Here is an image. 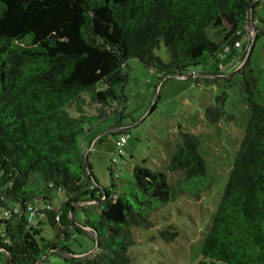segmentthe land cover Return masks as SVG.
Wrapping results in <instances>:
<instances>
[{
  "label": "trees",
  "instance_id": "obj_1",
  "mask_svg": "<svg viewBox=\"0 0 264 264\" xmlns=\"http://www.w3.org/2000/svg\"><path fill=\"white\" fill-rule=\"evenodd\" d=\"M252 2L254 17L259 0H0L4 264H35L54 251L64 254L65 264H135L132 228L153 226L152 214L170 197L167 175L135 165L129 183L105 187L103 193L82 147L92 128L113 115L115 127L125 126L123 87L130 59L160 77L199 69L188 79L220 85L223 91L205 110L213 124L226 116V90L240 84L250 118L195 264H264V68L251 67L249 42H241ZM260 36L264 27L256 28L255 39ZM161 40L168 62L156 54ZM241 63L231 76L217 77ZM200 146L196 134L180 129L167 165L180 172L178 193L197 200L212 184ZM54 191L64 196L57 206ZM98 199L97 212L81 205ZM26 213L58 226L60 241L42 246L40 229ZM75 234L86 235L94 247L98 241L95 252L65 256L75 254L69 245ZM160 234L165 241L178 236L177 231Z\"/></svg>",
  "mask_w": 264,
  "mask_h": 264
},
{
  "label": "rangeland",
  "instance_id": "obj_2",
  "mask_svg": "<svg viewBox=\"0 0 264 264\" xmlns=\"http://www.w3.org/2000/svg\"><path fill=\"white\" fill-rule=\"evenodd\" d=\"M253 23L255 28L264 27V0H259L255 8ZM255 36L256 30L247 28L241 42H249L250 65L254 70H260L264 68V36L256 39ZM156 54L162 61H169L170 54L163 40ZM242 65H237L236 69ZM198 70L193 68L187 72L193 73L188 78L197 76ZM126 71L127 81L123 87L126 98L123 113L126 116L121 119L125 125L122 128L125 129L119 130L127 135L126 143L121 148L116 145L119 134L115 129L121 126L115 127L118 117L113 115L92 128L83 138L82 147L88 153V161L98 184L103 188L129 183L135 165L142 164L167 175L170 197L164 206L152 214L153 226L149 229L132 228L134 244L130 251L135 257V264H195L201 257L204 237L226 187L250 118V110L240 95V84L237 83L226 90V116L213 124L206 119L205 110L207 106L215 104L216 96L223 91L220 85L196 84L188 78L161 81L157 70L144 66L137 59L128 61ZM233 71L228 69L226 75ZM87 110L93 112L92 108ZM69 111L75 114L72 107ZM228 115L232 116L231 120L227 119ZM180 129L200 138V153L205 160L207 174L212 179L210 188L198 200L188 194H179L176 179L180 172L167 170L169 156ZM100 136L103 138L98 141ZM63 197L56 191L52 193L56 206ZM100 203L101 199H98L81 205L97 212ZM36 205L41 207L43 202H37ZM25 216L40 229L37 239L42 246L60 241L58 226H52L46 218L29 213ZM164 230L177 231L178 236L172 241H165L160 234ZM69 245L75 253H66L65 256L69 258L94 248V243L84 234H75ZM4 262L5 254L2 253L0 264ZM39 264H65L64 254L54 251Z\"/></svg>",
  "mask_w": 264,
  "mask_h": 264
},
{
  "label": "water",
  "instance_id": "obj_3",
  "mask_svg": "<svg viewBox=\"0 0 264 264\" xmlns=\"http://www.w3.org/2000/svg\"><path fill=\"white\" fill-rule=\"evenodd\" d=\"M252 9H253V2L250 4V9H249L248 14H247V28H248V29H251V30H253V31H255L256 28H255L254 23H253ZM250 50H251V49H250ZM237 70H238V69L234 70V71H233L232 73H230V74H227V75H220V76H217V77H229V76H231L232 74H234ZM192 75H193V73H185L184 75L165 76V77H162L161 81L164 80V79H167V78H188L189 76H192ZM123 129H125V128H122V127H121V128L115 129V130H118V132H119V130H123ZM84 160H85V165L87 166V162H88V153H87V152L85 153ZM99 188H100V190H101L103 193H106V190H105L103 187L99 186ZM97 245H98V241H97L96 246H95L93 249H91V250H89V251H87V252H85V253L79 254V255H72L71 258H79V257H86V256H89V255H91V254H93V253L95 252V250L97 249V248H96ZM47 254H48V252H46V253L42 256V258L45 257V256H47ZM42 258H41L40 260H38L35 264H39V263L41 262ZM9 259H10V256H8V263H9Z\"/></svg>",
  "mask_w": 264,
  "mask_h": 264
},
{
  "label": "built area",
  "instance_id": "obj_4",
  "mask_svg": "<svg viewBox=\"0 0 264 264\" xmlns=\"http://www.w3.org/2000/svg\"><path fill=\"white\" fill-rule=\"evenodd\" d=\"M235 46H236V47H240V46H241L240 42H236V43H235ZM126 141H127V135H124L123 133H119V137L116 139V145H117V147H119V148L123 147L124 144L126 143ZM112 161L115 162L116 159L113 158ZM28 209H29L32 213L35 211V209L32 208V207H29ZM7 217H8V211H7V210H4V212L2 213V218L5 219V218H7Z\"/></svg>",
  "mask_w": 264,
  "mask_h": 264
},
{
  "label": "crops",
  "instance_id": "obj_5",
  "mask_svg": "<svg viewBox=\"0 0 264 264\" xmlns=\"http://www.w3.org/2000/svg\"><path fill=\"white\" fill-rule=\"evenodd\" d=\"M95 140V139H94ZM94 140H93V142H94Z\"/></svg>",
  "mask_w": 264,
  "mask_h": 264
}]
</instances>
